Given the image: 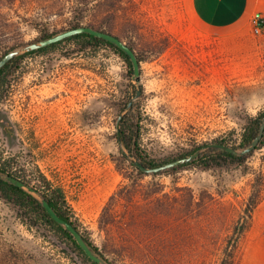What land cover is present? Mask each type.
<instances>
[{
  "label": "rangeland",
  "instance_id": "rangeland-1",
  "mask_svg": "<svg viewBox=\"0 0 264 264\" xmlns=\"http://www.w3.org/2000/svg\"><path fill=\"white\" fill-rule=\"evenodd\" d=\"M77 18L138 56L142 92L124 124L136 157L160 165L207 143L238 146L264 112V27L238 25L212 39L191 30L188 0H0V58ZM132 85L126 62L105 46L65 42L18 59L0 90V166L42 193L47 183L60 188L108 263L221 264L234 252V264H264V237L251 231L264 148L242 164L142 174L117 138ZM0 264L87 263L61 234L22 224L0 199Z\"/></svg>",
  "mask_w": 264,
  "mask_h": 264
},
{
  "label": "trees",
  "instance_id": "trees-1",
  "mask_svg": "<svg viewBox=\"0 0 264 264\" xmlns=\"http://www.w3.org/2000/svg\"><path fill=\"white\" fill-rule=\"evenodd\" d=\"M79 19H81V18H77L76 25H74V26H80L81 20H79ZM261 25H263V22L261 23ZM97 29L102 30V31H106V32H110L109 30L104 28V26L102 27V25L97 27ZM65 42L75 43L76 45L80 46V51H85L87 49H92V48H96V47H104V46L108 47L111 50H113L114 53H116L118 56H120L126 62L128 69H129V74L132 75V73H133L132 63H131L129 57L123 51H121L114 44H111L102 38L95 37V36L88 34V33H83V34H76L74 36H71L69 38L64 39L63 41H59V42L51 44L47 47L40 48L38 50H34L32 52L26 53V54L19 56V57H16L13 60H11L10 62H8L0 70V90L4 86V83H5L6 77L8 75V70H9L10 66L15 61H17L18 59L23 58L25 56L31 55V54L47 52L48 50L54 49L57 46L61 45L62 43H65ZM129 46L133 49V47L130 44H129ZM134 93H135V86L132 85V94H134ZM126 104H127V101L125 102V105ZM133 107H134V105L132 106V109H133ZM130 114H132V110L129 112L128 115H130ZM128 115L125 116V118L123 119V125L121 127L123 130L125 142H126V137H125V131H124V124H125L126 120H128V118H129ZM263 115H264V112L259 113L257 116L249 119L248 123L246 124V126L243 129V133L241 135V141H240L239 145L234 146V147L246 146L251 142V140L258 133ZM126 145L128 146V144H126ZM263 148H264V135H263V138L260 141L259 145L255 149V151H257L259 149H263ZM254 152H252V153H254ZM252 153L249 155H246V156H236L230 152H226V151L221 150L219 148H210L207 151H205L204 153H202L197 159H195V160H193L187 164L168 169L166 171L167 172L174 171V170H177L178 168H181L183 166H187L190 164H194L198 161L202 162V165L204 167H222V166H226V165L228 166V164H242L243 162L246 161V159L248 157H250V155H252ZM184 156L185 155H181L180 157H184ZM137 157L145 165H148V166H157L158 165L153 160H148L146 157H144L140 153H137ZM0 172L4 173V174H10V175H13V176L18 178V176L11 173L8 170V168H5L4 166H0ZM140 173L146 174V173H143L141 171H140ZM43 194L45 195L49 204L53 207L55 212L60 217L68 220L69 222H71L72 224L75 225V223L71 219V214L69 212L67 202H66L64 194L60 188H52V186L49 183H47L46 188L43 191ZM0 199H2L4 202L10 203V204H12V206H14L15 210L17 211V217L22 224H24L30 228L33 227V225H37V226L44 225L47 227L49 226L50 228H52L53 230H55L56 232H58L59 234H61L63 237H65L68 240V242L73 246V248L77 252L78 256L85 263L96 264V263L92 262L85 255V253L80 249V247L76 243V240L73 238V236L70 234V232L67 231L66 229L62 228L60 225H58L52 219V217L47 213V211L42 207V205L35 198H33L31 195H29L28 193H26L25 191H23L22 189L14 186V185H11L7 182L0 180ZM263 199H264V197L259 199L257 202H255L254 206H252V208H255L258 205V203H260ZM251 212H252V209L251 210L249 209V213H251ZM34 217H36V218H34ZM85 240L96 254H98L101 258L106 260L103 257V255L99 252L98 248L95 247L89 241L88 238L85 237ZM234 260H235V254H234V252H230V254H228V257L225 258L221 264H234ZM110 264H112V263H110Z\"/></svg>",
  "mask_w": 264,
  "mask_h": 264
},
{
  "label": "water",
  "instance_id": "water-1",
  "mask_svg": "<svg viewBox=\"0 0 264 264\" xmlns=\"http://www.w3.org/2000/svg\"><path fill=\"white\" fill-rule=\"evenodd\" d=\"M83 33L91 34L95 37L102 38L111 44H114L129 57L132 63V67H133L132 80L136 86V92L134 96L128 101L125 110L119 115L116 123V129H117V138L123 154L125 155V157L128 158V160L132 163V165L138 168L141 172L146 174H158L168 169L187 164L197 159L202 153H204L210 148H219L226 152H230L236 156H246L254 152L257 146L259 145L264 135V115L262 117L261 125L257 135L246 146L234 147L221 142L207 143L202 145L197 150H195L194 152H192L187 156L180 157L162 163L157 166L145 165L138 157L133 155L128 150L124 140L123 131L121 130V123L123 117L131 110L134 101L140 97L142 92L140 61L138 59L136 52L128 44H126L123 40H121L118 36L106 31L93 28L91 26H87V25L74 26L70 29L61 31L57 34L44 37L42 39H39L31 43L24 44L20 47H16L8 51L2 58H0V70L8 62H10L16 57L22 56L26 53L32 52L34 50H38L40 48L47 47L59 41H63L64 39L74 36L76 34H83ZM0 180L22 189L23 191L31 195L33 198H35L58 225H60L62 228L70 232V234L76 240V243L78 244L80 249L92 262L96 264H110L92 250V248L86 242L83 234L77 229V227L74 224L60 217L55 212L53 207L47 201L45 195L40 190L10 174H4L0 172Z\"/></svg>",
  "mask_w": 264,
  "mask_h": 264
},
{
  "label": "crops",
  "instance_id": "crops-1",
  "mask_svg": "<svg viewBox=\"0 0 264 264\" xmlns=\"http://www.w3.org/2000/svg\"><path fill=\"white\" fill-rule=\"evenodd\" d=\"M188 5L191 30L212 39L221 30L255 25L257 18L264 24V0H188ZM254 219L252 234L264 237V199L255 207Z\"/></svg>",
  "mask_w": 264,
  "mask_h": 264
},
{
  "label": "built area",
  "instance_id": "built-area-1",
  "mask_svg": "<svg viewBox=\"0 0 264 264\" xmlns=\"http://www.w3.org/2000/svg\"><path fill=\"white\" fill-rule=\"evenodd\" d=\"M261 23H262V21H261V19H256V23H255V31L257 32V33H259L260 32V30L264 27V24L263 25H261Z\"/></svg>",
  "mask_w": 264,
  "mask_h": 264
},
{
  "label": "flooded vegetation",
  "instance_id": "flooded-vegetation-1",
  "mask_svg": "<svg viewBox=\"0 0 264 264\" xmlns=\"http://www.w3.org/2000/svg\"><path fill=\"white\" fill-rule=\"evenodd\" d=\"M2 122L4 129L8 132V122H6L5 120H3Z\"/></svg>",
  "mask_w": 264,
  "mask_h": 264
}]
</instances>
